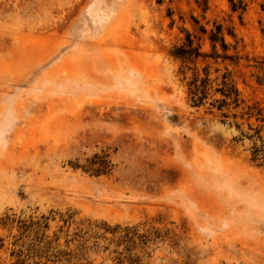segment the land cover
Returning a JSON list of instances; mask_svg holds the SVG:
<instances>
[{
  "label": "rangeland",
  "instance_id": "1",
  "mask_svg": "<svg viewBox=\"0 0 264 264\" xmlns=\"http://www.w3.org/2000/svg\"><path fill=\"white\" fill-rule=\"evenodd\" d=\"M241 2L0 0V264H264L246 117L193 107L169 54L222 24L238 59L196 70L264 111V0Z\"/></svg>",
  "mask_w": 264,
  "mask_h": 264
},
{
  "label": "trees",
  "instance_id": "2",
  "mask_svg": "<svg viewBox=\"0 0 264 264\" xmlns=\"http://www.w3.org/2000/svg\"><path fill=\"white\" fill-rule=\"evenodd\" d=\"M160 1V0H159ZM231 9L233 12H236L238 9H242L241 0H229ZM213 29L209 31L208 40L211 46V53H203L200 51V47L194 44V41L189 33L186 34L184 40L177 45H174L170 50L169 54L174 59L180 60L185 67H188V70L192 68V76L188 82V94L190 101L193 107L200 108L206 104L209 106V110H216L221 113V116L228 120L232 118L236 120L237 118L243 119L244 117L248 129L252 131L250 135L247 136V139L251 142L249 148V157L250 161L255 164L257 167L264 170V111L258 106L247 107L245 111L237 113L241 108L243 101L240 97L239 92L237 91L232 80L225 73L221 76L219 83L215 84L214 80H211L209 77V72L207 67L202 68L203 74H200L196 70V63L201 58L202 60L212 59L217 61L221 60H236L238 57L236 55H229L227 53L229 45L226 43L223 35V26L222 24H213ZM202 33H206L205 29H201ZM227 34L235 38L234 33L231 30H227ZM220 48V51L217 49ZM242 109V108H241ZM232 111H234L232 113ZM254 120L256 125L250 123V120ZM238 128V124H236ZM30 225H34L30 222ZM30 225L26 224V221L23 220L20 216L9 217L6 216L5 220L2 223V227H9L21 229L26 231ZM47 224L44 226H38L39 230L47 229ZM44 236V235H42ZM0 244V248H1ZM22 260H16L14 264H23Z\"/></svg>",
  "mask_w": 264,
  "mask_h": 264
}]
</instances>
